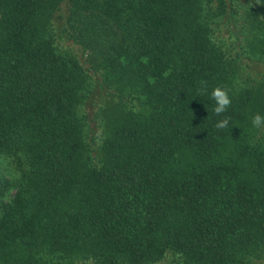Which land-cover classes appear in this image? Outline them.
Wrapping results in <instances>:
<instances>
[{"label":"trees","instance_id":"obj_1","mask_svg":"<svg viewBox=\"0 0 264 264\" xmlns=\"http://www.w3.org/2000/svg\"><path fill=\"white\" fill-rule=\"evenodd\" d=\"M257 113L264 0H0V264H264Z\"/></svg>","mask_w":264,"mask_h":264},{"label":"clouds","instance_id":"obj_2","mask_svg":"<svg viewBox=\"0 0 264 264\" xmlns=\"http://www.w3.org/2000/svg\"><path fill=\"white\" fill-rule=\"evenodd\" d=\"M202 87L200 93L203 95L207 92L206 82L201 81ZM229 89L222 86H216L211 91V98L215 102L214 113L218 116H222L232 104V100L229 96ZM252 126L256 129H264V116L257 113L251 119ZM229 125V118L225 117L218 121L215 125L217 129H225Z\"/></svg>","mask_w":264,"mask_h":264}]
</instances>
